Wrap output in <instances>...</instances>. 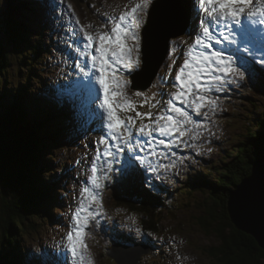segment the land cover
Here are the masks:
<instances>
[{
  "label": "rangeland",
  "instance_id": "374dc122",
  "mask_svg": "<svg viewBox=\"0 0 264 264\" xmlns=\"http://www.w3.org/2000/svg\"><path fill=\"white\" fill-rule=\"evenodd\" d=\"M32 1H36L38 5L37 23L40 22L42 29H45L43 38L48 39L47 45L51 47V50H46L40 58L37 66L38 76L42 78L45 85L49 86L48 93H52L60 101H67L68 106L64 110L67 115L65 113L64 117L66 119L70 117L67 123L76 126L72 136L67 138L68 142L62 144L70 146V149L59 147L58 151L51 152L55 158L49 174L55 178H61L55 188L57 187L56 192L62 207L56 205L54 211L56 207H59L58 210L65 211L58 220L45 224L43 230L29 241L28 246L36 255L41 254L43 249V252L56 256L58 262L56 264H77L68 250L66 234L72 228V217L80 202L81 190L87 186L84 182L91 175L90 165L92 158L96 155L95 144L100 139L101 133L93 130L95 125L92 122L89 121L90 123L86 125L83 118L73 119L74 113L80 116L85 111L88 104H85L83 109L80 105L83 104V98L84 103L85 100L88 102V96L83 87L87 81L81 77L78 70H73L74 61L78 55L75 52L77 44H74L73 40L78 42L80 37L72 36L74 24L71 21L70 12L74 11V16L79 19L81 25H91L88 31H106L104 27L106 18L118 17L126 6H131L138 0H62L61 3L57 0ZM261 3L263 4L264 0H252L246 12H259ZM0 4H3V0H0ZM191 6L192 11H195L192 15H196L194 19L192 18L191 34L172 40L174 43L171 47L175 49V53L168 54L166 63L161 69V84L154 83L150 89L142 92L143 96L136 97V91L131 89V83L128 94L136 103L137 111H151L154 115L159 114L165 110L164 105L168 94L176 91L172 80L182 66L183 60L187 58V49L194 44L199 19L206 16L198 10L195 0H191ZM211 30L217 33L221 29L213 27ZM238 37L239 33H236L235 38L238 39ZM259 55L258 53L257 62L254 64L257 72L255 77L246 73L242 80L236 77L237 83L219 92L211 93L212 98L217 99V107L214 110L202 109L200 118L204 126L199 130L201 133L199 139L192 140L184 137L187 146L184 144L173 146L172 150L177 155L160 161V163H168L171 160L176 167L169 168L167 171L160 169L155 178L151 179L165 182L169 190L168 196L175 194L176 197L172 198L170 209L161 216L158 233L153 232L150 235L151 244L155 242L153 251L143 255L138 263L122 261L120 263L109 256L110 249L116 245V230L127 229L138 244L144 241L145 235L141 215L119 206L113 199V186L120 177L116 169L122 166L119 163L115 165L111 179L105 182L106 187L101 191L105 214L90 220L86 229V243L94 264H218L211 254L212 250L219 246V238L205 232L200 224L203 217L200 205H203L204 196L202 194L188 196L186 190L192 180L204 174L208 167H218L220 160H227L225 157L233 149L232 147L243 142L248 126L252 122V115L264 112V72H260L264 65L259 63ZM130 77L126 78L132 82ZM76 80L79 81V85H75ZM163 87L165 88L162 89ZM145 97H147V103L144 102ZM152 104H156V107L152 108ZM121 115L135 116V112L121 113ZM194 118H196L195 115ZM136 123L138 127L141 121L138 119ZM143 123H148V120L145 119ZM159 138L157 134V139ZM62 150L69 151L65 154ZM157 151H164V149L158 147ZM140 246H142L141 250L147 249V244H140Z\"/></svg>",
  "mask_w": 264,
  "mask_h": 264
},
{
  "label": "snow or ice",
  "instance_id": "6c2138e0",
  "mask_svg": "<svg viewBox=\"0 0 264 264\" xmlns=\"http://www.w3.org/2000/svg\"><path fill=\"white\" fill-rule=\"evenodd\" d=\"M196 4L206 17L199 19L194 44L187 49V58L172 80L176 91L168 94L165 110L157 115L137 111L136 103L128 94L132 82L126 77L135 79L149 71L154 47L160 39L164 40L170 54L175 53L171 47L174 42L168 39L175 26L170 16L158 12L160 5L155 0H138L126 6L118 17L106 18V31L93 32L87 30L91 25H81L74 11L70 12L74 24L72 36L80 37L78 42L73 40L78 54L73 70H78L87 81L88 96L85 111L80 116L74 113L73 119L90 121L95 125L93 130L101 133L95 144L91 175L84 182L87 186L81 190L72 228L66 234L68 250L77 264H94L86 243V229L90 220L105 214L101 191L111 179L115 165H122L116 170L120 173L119 179L128 184H147L149 173L155 178L160 169L175 168L171 160L160 161L177 155L173 146H187L184 137L199 139V130L204 126L200 118L202 109L217 107V99L212 98L211 93L237 83L236 77L242 80L246 73L255 77L258 53L259 63L264 65V28L257 27L264 24V4L259 13H246L252 0H196ZM242 15L250 23L241 24ZM257 15L260 16L258 21L254 20ZM213 27L221 30L214 33ZM234 32L239 33L238 39L232 35ZM224 41L228 42V47L223 50L215 47ZM229 51L232 54L225 55ZM260 72H264V68ZM143 95L139 90L135 92L136 97ZM144 102L147 103V97ZM151 107L155 108L156 104ZM131 112H135V116L121 115ZM138 119L141 123L137 127ZM145 119L148 123H143ZM158 147L164 151H157ZM261 187L264 190V174H261ZM237 203L239 205V199ZM261 218L264 221V208Z\"/></svg>",
  "mask_w": 264,
  "mask_h": 264
},
{
  "label": "trees",
  "instance_id": "16d2710c",
  "mask_svg": "<svg viewBox=\"0 0 264 264\" xmlns=\"http://www.w3.org/2000/svg\"><path fill=\"white\" fill-rule=\"evenodd\" d=\"M37 7L32 0L0 4V264L58 263L56 256L43 249L36 255L28 246L45 224L64 212L59 207L54 211L56 205L62 207L55 188L61 178L49 174L55 158L51 152L59 147L70 149L62 144L74 133V126L67 123L70 117H64L65 108L38 76L40 58L51 47L43 38L45 29L37 23ZM156 84H161V78ZM252 116L243 142L232 147L227 160L192 178L186 190L188 196H204L200 224L219 238L211 254L218 264H264V250L232 224L227 211L230 191L237 189L251 174L252 163L264 155V112ZM113 187L115 202L141 215L142 243L152 248L150 235L159 230L161 216L172 206L175 194L169 197L165 183L158 180L128 184L119 179ZM115 235V242L132 241L127 230L115 231Z\"/></svg>",
  "mask_w": 264,
  "mask_h": 264
},
{
  "label": "water",
  "instance_id": "95a60500",
  "mask_svg": "<svg viewBox=\"0 0 264 264\" xmlns=\"http://www.w3.org/2000/svg\"><path fill=\"white\" fill-rule=\"evenodd\" d=\"M155 2L160 5L158 12H166L174 21L172 34L168 36L170 41L190 31L193 14L191 0H155ZM168 53L164 40H158L154 47L149 71L135 79L131 77L133 90L146 91L153 85ZM143 68L142 63V72ZM261 174H264V155L252 163L251 174L239 184L237 189L230 191L227 211L232 224L239 231L252 236L264 250V221L261 218L262 208H264V190L261 187ZM242 189L243 192H241ZM140 247L142 246L117 244L110 249L109 256L120 263V259L138 263L143 255L151 252L148 248L141 250Z\"/></svg>",
  "mask_w": 264,
  "mask_h": 264
},
{
  "label": "bare ground",
  "instance_id": "6f19581e",
  "mask_svg": "<svg viewBox=\"0 0 264 264\" xmlns=\"http://www.w3.org/2000/svg\"><path fill=\"white\" fill-rule=\"evenodd\" d=\"M262 4V3H261ZM264 4V3H263ZM38 6V5H37ZM255 9V8H254ZM256 9H258V8H256ZM260 9V8H259ZM195 11H193V13H194ZM260 12V11H259ZM259 12H257V13H259ZM247 13V12H246ZM206 17V16H205ZM242 18H244V20L242 19ZM260 19V16L259 15H257L255 18H254V20H259ZM193 20V19H192ZM248 23H250V21L246 18V16L245 15H242L241 16V24H248ZM239 27V26H238ZM257 27H260V28H264V24H258L257 25ZM226 33H227V30L225 31ZM215 33V32H214ZM218 33V32H217ZM234 37H236V32H234L233 34H232ZM215 47L217 48V49H220V50H223V49H225L226 47H228V42L227 43H225V41L222 43V44H220V45H215ZM232 47H236V45H233ZM73 54H74V52H73ZM232 53H231V51H229V52H225V55H231ZM62 60V59H61ZM76 82V84L75 85H79V81L78 80H76L75 81ZM82 85H84V84H82ZM83 87H85V86H83ZM83 102V104L82 105H80L81 107H82V109L88 104V102L85 100V103H84V98H83V100H82ZM86 104V105H85ZM84 123L87 125V123L89 124L90 122L89 121H87V120H85L84 119ZM75 125V124H74ZM94 136V135H93ZM69 151V150H68ZM61 210V209H60ZM67 211V210H66ZM69 212V211H68ZM127 230V229H126ZM158 233V232H157ZM142 240V239H141ZM117 242H119V241H117ZM122 242H124V241H122ZM143 242V241H142ZM141 242V243H142ZM131 243H136V244H138V242L135 240V239H133L132 238V241H131ZM155 243V242H154ZM153 243V244H154ZM124 244H126V245H129L128 244V242H125ZM152 248H154V247H152ZM109 258V257H108ZM120 261H122V262H125V263H127L128 261L127 260H123V259H120Z\"/></svg>",
  "mask_w": 264,
  "mask_h": 264
}]
</instances>
